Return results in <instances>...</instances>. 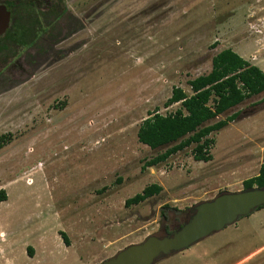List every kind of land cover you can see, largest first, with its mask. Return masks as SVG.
Masks as SVG:
<instances>
[{
	"label": "rangeland",
	"instance_id": "1",
	"mask_svg": "<svg viewBox=\"0 0 264 264\" xmlns=\"http://www.w3.org/2000/svg\"><path fill=\"white\" fill-rule=\"evenodd\" d=\"M33 1L36 25L21 20L0 65V264H97L257 175L264 91L207 122L238 113L211 134L210 161L192 145L145 167L166 147L138 130L225 48L264 70V0ZM151 183L163 190L125 204ZM155 264H264V210Z\"/></svg>",
	"mask_w": 264,
	"mask_h": 264
},
{
	"label": "trees",
	"instance_id": "2",
	"mask_svg": "<svg viewBox=\"0 0 264 264\" xmlns=\"http://www.w3.org/2000/svg\"><path fill=\"white\" fill-rule=\"evenodd\" d=\"M54 7L57 8V5L52 6V12L56 9ZM14 8L15 22L6 35L7 38H17L16 42L21 44L24 43L22 39L26 34L21 20L35 26V19H39L40 13H37L33 0L29 3L21 2ZM21 12H23L22 15ZM33 15L36 16L35 19H32ZM41 29L42 27L39 28ZM189 84L193 91L192 94L183 88L174 87L172 96L165 102L166 106L180 102V107L175 112L163 114L157 110L145 118L140 125L138 130L140 142L152 149L166 147L165 150L147 160L145 167L164 162L172 155L192 145L193 156L196 160L210 161L212 159L210 150L215 142L211 134L234 121L238 113L228 115L214 123L207 124V122L216 119L246 99L262 93L264 91V70L238 54L232 47H228L214 55L209 72L191 79ZM243 186L244 188L264 186V162L261 164L259 173L245 179ZM162 190V185L151 183L141 192L127 198L125 204L127 206L139 204L159 194ZM6 199V191L0 190V200ZM161 214L167 217L164 210ZM61 234L69 244L67 234L65 232ZM30 251L32 252L31 248Z\"/></svg>",
	"mask_w": 264,
	"mask_h": 264
},
{
	"label": "water",
	"instance_id": "3",
	"mask_svg": "<svg viewBox=\"0 0 264 264\" xmlns=\"http://www.w3.org/2000/svg\"><path fill=\"white\" fill-rule=\"evenodd\" d=\"M11 11L0 4V33L9 28ZM264 206V186L237 191L223 190L193 204L177 227L162 234H149L142 241L120 249L97 264H155L182 252Z\"/></svg>",
	"mask_w": 264,
	"mask_h": 264
},
{
	"label": "flooded vegetation",
	"instance_id": "4",
	"mask_svg": "<svg viewBox=\"0 0 264 264\" xmlns=\"http://www.w3.org/2000/svg\"><path fill=\"white\" fill-rule=\"evenodd\" d=\"M0 4H3V3H0ZM59 4V3H58ZM58 4H57V6H58ZM5 5H7V7H8V9L11 11V20H10V22H11V24H10V26H9V28H7V30L5 31V32H3V33H0V65H1V62L2 61H5L6 59H7V49H6V47H3V45H6V42H7V40H8V38H7V36H6V33H7V31L12 27V25L14 24V22H15V17H14V10H15V8H14V6H12V5H10V4H5ZM59 7V6H58ZM34 16V15H33ZM1 67V66H0ZM1 69H0V73H1ZM1 77V76H0ZM180 224V223H179ZM179 224H177L175 227H177ZM175 227H172V228H169L168 227V230H171V229H173V228H175Z\"/></svg>",
	"mask_w": 264,
	"mask_h": 264
},
{
	"label": "crops",
	"instance_id": "5",
	"mask_svg": "<svg viewBox=\"0 0 264 264\" xmlns=\"http://www.w3.org/2000/svg\"><path fill=\"white\" fill-rule=\"evenodd\" d=\"M248 59V58H247ZM250 60V59H249ZM261 167V166H260ZM259 173V172H258ZM257 173V174H258ZM262 210H264V208H261V209H259V210H257V212H261Z\"/></svg>",
	"mask_w": 264,
	"mask_h": 264
}]
</instances>
